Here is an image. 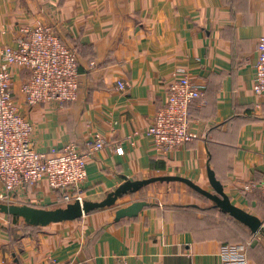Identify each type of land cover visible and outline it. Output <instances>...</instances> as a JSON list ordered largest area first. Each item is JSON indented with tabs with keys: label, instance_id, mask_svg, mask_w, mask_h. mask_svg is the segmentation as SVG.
Listing matches in <instances>:
<instances>
[{
	"label": "crops",
	"instance_id": "1",
	"mask_svg": "<svg viewBox=\"0 0 264 264\" xmlns=\"http://www.w3.org/2000/svg\"><path fill=\"white\" fill-rule=\"evenodd\" d=\"M38 25L55 28L76 51L77 99L27 108L19 69L13 94L34 125L38 150L73 144L87 153L104 141L86 158L84 201H102L126 180L166 176L213 193L210 169L231 204L264 229V100L252 92L264 0H0V48L16 46L22 30ZM184 75L203 93L189 110L194 137L164 156L143 132ZM138 201L147 205L136 216L115 219ZM15 204L68 205L45 180ZM212 207L182 183L157 182L110 208L46 227L0 214V264H220L223 244L245 245L248 264H264L261 236Z\"/></svg>",
	"mask_w": 264,
	"mask_h": 264
},
{
	"label": "built area",
	"instance_id": "2",
	"mask_svg": "<svg viewBox=\"0 0 264 264\" xmlns=\"http://www.w3.org/2000/svg\"><path fill=\"white\" fill-rule=\"evenodd\" d=\"M256 53L252 92L264 100V36L257 40ZM77 57L49 25L22 30L16 46L0 48V203L20 205L15 203L21 202L27 188L44 180L63 202L84 201L86 158L105 147L104 141L96 139L87 153L73 144L50 154L38 150L34 125L20 112L13 94L14 70L19 69L26 74L19 92L27 108L75 102L80 85ZM116 84L124 90L122 82ZM202 98L199 86L186 75L169 85L165 104L143 132L160 154L171 156L193 139L189 110ZM114 151L123 154L121 147ZM260 190L264 200V184ZM218 255L220 264H248L245 245L223 244Z\"/></svg>",
	"mask_w": 264,
	"mask_h": 264
},
{
	"label": "water",
	"instance_id": "3",
	"mask_svg": "<svg viewBox=\"0 0 264 264\" xmlns=\"http://www.w3.org/2000/svg\"><path fill=\"white\" fill-rule=\"evenodd\" d=\"M207 179L213 193L207 192L200 186L184 178L172 176L155 177L142 181L126 180L114 192L107 194L106 198L99 202L83 201L80 203L75 201L66 205L64 208L54 210L38 209L26 205H6L0 203V214L19 218L27 226L46 227L50 224L75 221L96 210L110 208L115 205L118 199L127 194L136 193L149 184L157 182H179L209 200L214 208L219 209L221 212L226 213L234 220L243 224L253 234L260 235L264 242V229L260 220L254 215L231 204L229 198L224 193L222 185L216 180L214 173L210 169L207 170ZM146 205L147 204L143 201L133 202L129 206L117 210L115 219L119 220L125 217H134Z\"/></svg>",
	"mask_w": 264,
	"mask_h": 264
},
{
	"label": "trees",
	"instance_id": "4",
	"mask_svg": "<svg viewBox=\"0 0 264 264\" xmlns=\"http://www.w3.org/2000/svg\"><path fill=\"white\" fill-rule=\"evenodd\" d=\"M198 195H199V197L204 198V197L201 196L200 194H198ZM204 199H206V198H204ZM212 209H213V210H217V211L220 212L221 214L227 215L226 213L221 212V211H220L219 209H217V208L212 207ZM30 227H32V226H30ZM224 245H226V244H224ZM227 245H228V244H227Z\"/></svg>",
	"mask_w": 264,
	"mask_h": 264
}]
</instances>
